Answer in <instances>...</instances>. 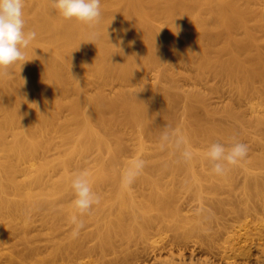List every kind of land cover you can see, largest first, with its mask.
<instances>
[{"label":"bare ground","instance_id":"obj_1","mask_svg":"<svg viewBox=\"0 0 264 264\" xmlns=\"http://www.w3.org/2000/svg\"><path fill=\"white\" fill-rule=\"evenodd\" d=\"M102 10L94 44L87 42L88 27L63 19L50 0H24L26 30H35L37 38L26 50L29 61L22 69L17 64L0 77V238H6L9 248L0 250V257L5 255L6 264H85V257L93 264L105 249H123L135 239L128 229L116 233L107 221L99 231L75 237L55 232L58 224L42 239L29 233L31 215L42 204L72 193L71 180L80 172L87 173L94 191L111 188L113 196L109 201L100 196L98 205L116 203L120 215L147 220L149 210L158 217L177 213L173 202L145 200L143 190L140 199L118 197L122 190L130 192L121 177L132 165L122 172L115 167L124 156L122 125L134 128L136 149L145 161L133 183L160 189L166 177L173 183L176 173H189L204 162L206 150L196 146L198 141L232 137L241 121L264 124V0H102ZM171 59L192 67L188 77L195 83L219 76L233 97L251 95L250 108L257 113L246 119L233 107L232 97L223 113L236 124L213 122L215 111L208 107L206 93L196 86L181 90ZM149 69L155 71L152 82L146 79ZM219 89V84L211 85V90ZM165 132L170 145L162 140ZM177 136L192 152L188 162L179 159L183 145L175 143ZM254 163L264 166V157ZM193 182L202 183L194 176ZM222 207L213 203L215 209ZM231 213L218 234L228 242L230 227H237L233 239L238 246L228 245L233 252L226 246L229 255L219 247L224 264H264L260 178L254 177ZM73 215L77 211L66 205L59 217ZM93 216L81 219L86 223ZM188 255L182 264H221L212 256Z\"/></svg>","mask_w":264,"mask_h":264},{"label":"rangeland","instance_id":"obj_2","mask_svg":"<svg viewBox=\"0 0 264 264\" xmlns=\"http://www.w3.org/2000/svg\"><path fill=\"white\" fill-rule=\"evenodd\" d=\"M170 63L176 69L174 79L181 90L196 86L206 93V103L208 107L215 111L212 115V119L215 120L213 122H221L229 126L236 124L235 121H230L223 113L226 102L233 97L229 84L223 78L207 75L201 82L195 83L192 78L188 77V74H192L194 71L192 67H185L176 59H171ZM154 78L155 71L149 69L146 73L147 81L152 82ZM214 84H219L220 89L217 91L211 90V85ZM107 90L110 89L107 88ZM250 99L251 95H246L243 97L235 96L233 101L231 100L235 110L241 112L246 119L257 113L250 108ZM174 129L175 127L172 128V131ZM121 130L125 132L126 138L124 156L115 166L118 172L124 171L129 164L141 159L142 156L136 149L138 141L135 132H133L134 128L122 125ZM233 138L247 144L249 151L246 158L237 165L227 166L225 174H213L204 155V162L196 163L189 173H176L173 183L170 181L168 183L167 177L160 189L151 186L140 188L139 185L132 183L128 185L129 193L122 190L118 196L125 200L129 195L134 199H140L141 196L138 191L143 190L147 194L145 200L173 202L177 207V213H164L161 217H158L155 210H149L144 215L147 220L143 216L133 219L125 214L120 215L117 213L116 203H112V205H94L91 210L94 216L87 219L85 227L80 230L79 234L99 231L103 226L106 227L104 221H107L106 225L114 227L116 233H123L125 229H128L135 239L124 243L126 246L123 249H105L102 256H97L93 264H182L188 262V256H190L188 254L192 252L195 256L198 255L202 258L212 256L215 262L220 261L219 263L224 264L226 260L221 257L224 255H221V251L225 247L226 250L223 252L229 255L233 252L231 248L234 244L231 243H235V247L238 246L236 240L233 239L236 237L235 234H237L238 228L232 225L229 230L230 236L229 232L228 235L225 234L229 237V239L226 238L229 243L224 242V236H221L218 232L224 229V222L228 221L229 216L231 217V210L236 207L242 194L251 189L254 177L260 178L264 182V166H257L254 163L257 157H264V124H258L255 121H241L239 125H236L235 134L232 137H215L209 142L198 141L196 143V146L200 149L207 150L212 143L229 144ZM171 143L172 140L170 139L167 144L170 145ZM54 152L55 150H51L49 155H53ZM92 157L93 155H88L87 160H91ZM57 174L58 171L52 173V175ZM193 176L201 179L202 183L197 185L193 182ZM187 180L190 183L183 184L184 181L188 182ZM158 190L161 192L159 197L156 195ZM95 192L108 201L113 196L111 188L108 186H102ZM73 198L72 193H70L53 200L51 203L42 204L30 217L29 233L39 234L42 239L51 233L53 224L59 225V228L55 231L57 233H72L74 226L71 223V217L60 219L59 214L66 205L75 209L72 204ZM116 199L113 198L110 201ZM216 201L222 204L221 209L213 208V203ZM213 237L215 238L211 239ZM4 240L6 238H0L1 252L9 250ZM42 241H38V244H42ZM226 246L232 252H229L230 250ZM16 247L23 249L22 244H17ZM219 251L220 254H218ZM219 256L221 260H218ZM4 257L5 255L2 254L0 264H6ZM81 260L85 264H90L88 257Z\"/></svg>","mask_w":264,"mask_h":264},{"label":"clouds","instance_id":"obj_3","mask_svg":"<svg viewBox=\"0 0 264 264\" xmlns=\"http://www.w3.org/2000/svg\"><path fill=\"white\" fill-rule=\"evenodd\" d=\"M50 3L63 19L86 25L89 29L87 42L95 44L100 37L98 26L103 17L102 0H50ZM23 10L24 0H0V77L7 76L8 70L17 64L22 69L25 62L29 61L26 59V50L37 38L35 30H26ZM175 33L178 35V30ZM25 83L26 81L23 80V84ZM162 140L168 142L170 134L163 133ZM175 143L183 145L179 159L183 162L190 161L192 152L186 146L184 137L177 136ZM248 151L247 144L233 138L229 144L212 143L207 148L205 156L211 172L215 175H223L227 171V166L237 165L246 158ZM144 167L143 159L135 160L122 173V183L131 185ZM70 188L74 197L72 204L78 213L71 217V223L74 226L72 235L75 237L85 227V221L81 217L90 214L93 206L100 203L101 197L93 190L86 172L74 174Z\"/></svg>","mask_w":264,"mask_h":264}]
</instances>
